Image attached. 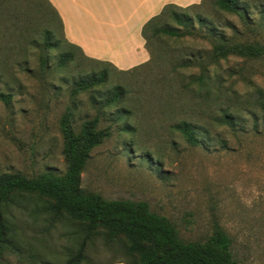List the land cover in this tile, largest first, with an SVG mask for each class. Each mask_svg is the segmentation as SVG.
<instances>
[{"label":"rangeland","instance_id":"obj_1","mask_svg":"<svg viewBox=\"0 0 264 264\" xmlns=\"http://www.w3.org/2000/svg\"><path fill=\"white\" fill-rule=\"evenodd\" d=\"M217 1L177 10L201 18L193 33H147L148 61L120 71L68 44L46 0H0V172L63 174V116L71 114L75 132L97 119L107 135L81 173L83 192L145 202L185 242L221 228L236 264H264V0H236L237 12ZM160 23L184 30L170 18ZM222 38L262 54L217 59ZM101 72L104 82L77 91ZM181 121L194 126L197 143L176 129ZM37 205L7 210L0 264H66L79 248L82 226L41 216ZM80 264L132 263L123 242L100 235L85 243Z\"/></svg>","mask_w":264,"mask_h":264},{"label":"trees","instance_id":"obj_2","mask_svg":"<svg viewBox=\"0 0 264 264\" xmlns=\"http://www.w3.org/2000/svg\"><path fill=\"white\" fill-rule=\"evenodd\" d=\"M216 4L224 11L237 12L236 0H218ZM180 9L189 10L167 5L160 14L149 20L142 29L146 43L147 33L177 38L191 35L195 19L201 22V18H194L186 12L179 14L177 10ZM165 18H170L184 30L161 24L160 20ZM213 53L217 59H225L229 55L255 57L262 54V49L254 45L230 46L222 38L215 45ZM104 79L105 72H101L97 77L78 83L77 91L99 85ZM121 93L122 89L116 88L111 99L117 100ZM60 126L66 161L63 174L43 172L26 177L19 173L0 172V249L9 239L7 210L21 206L24 201L35 200L39 215L52 220L75 221L82 226V243L66 264H80L85 243L100 235L108 242H123L132 264H236L230 250V240L221 228H216L203 242H185L178 237L171 222L152 213L145 202L106 200L96 193L83 192L80 189L81 173L91 151L102 143L107 134L97 129V119L85 121L79 132H75L69 113L63 116ZM176 129L189 143H197L191 123L181 121Z\"/></svg>","mask_w":264,"mask_h":264},{"label":"crops","instance_id":"obj_3","mask_svg":"<svg viewBox=\"0 0 264 264\" xmlns=\"http://www.w3.org/2000/svg\"><path fill=\"white\" fill-rule=\"evenodd\" d=\"M60 19L65 41L88 59L120 71L149 59L144 25L167 5L188 7L201 0H46Z\"/></svg>","mask_w":264,"mask_h":264}]
</instances>
